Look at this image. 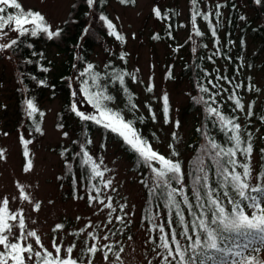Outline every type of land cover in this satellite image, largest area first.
Masks as SVG:
<instances>
[{
	"label": "rangeland",
	"instance_id": "1",
	"mask_svg": "<svg viewBox=\"0 0 264 264\" xmlns=\"http://www.w3.org/2000/svg\"><path fill=\"white\" fill-rule=\"evenodd\" d=\"M19 1L26 9L37 8L43 12L52 27H57L66 18L73 0ZM208 1L213 4L228 0ZM235 3L249 16H254L249 0H235ZM157 7H175L180 18L187 19V0H135L134 4L128 5L112 1L109 10L125 41H102L95 47L94 58L103 64L107 58L115 57L123 51L135 76L133 87L138 93V108L147 111V106L151 105L157 114V121L152 123L157 134L152 143L153 149L166 157L186 163L192 151V137L201 116L199 109H188L192 88L190 81L182 73V64L189 51V47L183 46L182 42L189 35L190 28H177L175 41L171 43L153 39L152 35L162 26V21L154 12ZM3 31L6 35H0V43H8L17 34L8 26ZM256 45L257 42L251 39L247 58ZM49 55L57 60L52 67L55 72L63 55L58 54L54 46L49 47ZM261 62L262 56L255 59L252 68L245 70L252 77L255 88L246 93L247 100L254 97L253 115H247V104L243 119L245 126L253 129L257 137L263 131L261 118L264 116L261 106L264 97V65ZM18 84L16 60L8 49L0 51V145L5 150V155L0 156V202L7 198L10 209L17 214V221L12 223L14 227L10 239L14 241L19 235L18 220L23 210L26 230L36 231L44 247L51 251V242L55 239L58 244L63 245L60 253L62 257L66 255L65 248L75 244L73 258L82 260L84 264L89 259L91 264H157L159 256L151 241L153 231L141 218L145 193L139 181L140 175L132 169V161L120 142L112 140L106 149L96 151L100 136L97 133L94 144L95 153L102 159V167L106 169V179L112 181L111 186L104 191L103 200L107 203V198L111 197L112 207L116 211L109 217L110 209L104 208L99 202L89 204L82 198H65L56 180L57 174L62 170V159L57 149L67 142L62 130L56 127L57 112L66 101V96L62 93L54 97L48 95L42 101L46 112L44 132L30 144L32 166L25 171L22 136L27 135L28 131L25 128V119L19 111ZM148 87L153 90L149 92ZM75 92L77 94L73 99L77 107L90 112L92 107L85 96L78 89ZM165 93L171 101L170 123L165 122L161 112ZM72 126L73 122L67 120L65 128L71 134ZM173 151L179 155L172 156ZM259 162L260 153L256 151L253 154L254 177ZM21 186L24 194L28 196L27 200L23 198ZM36 204H40L38 210ZM117 216L124 217V222L116 219ZM57 224L64 225L63 229H56ZM81 229L84 231L81 232ZM88 233H95L98 238L93 239ZM104 236L108 239L104 240ZM27 242L33 244L34 250H40L34 237ZM92 244L99 251L90 257L83 256L82 250ZM104 245L111 246L112 251L109 252ZM120 249L123 251L119 252ZM117 252L118 257L115 255ZM104 253H107V259H104ZM258 255L264 260V249Z\"/></svg>",
	"mask_w": 264,
	"mask_h": 264
},
{
	"label": "trees",
	"instance_id": "2",
	"mask_svg": "<svg viewBox=\"0 0 264 264\" xmlns=\"http://www.w3.org/2000/svg\"><path fill=\"white\" fill-rule=\"evenodd\" d=\"M112 1L121 3V0H95V3L89 6L87 0H73L66 18L57 27H52L47 17L37 8L26 9L22 5L26 10L40 12L46 18L51 30H60V35L52 39H49L43 33L35 37L31 35L19 36L17 33L8 41L9 43L12 39L18 40V43L9 48L8 51L16 60L19 81L17 86L19 111L25 119V128L28 131L27 135L22 136V153L25 159L24 168L29 161L32 164L31 142L44 132L46 112L42 106V101L48 95L54 97L58 93H62L66 96V101L57 112L56 127L62 130L67 142L61 144L57 149L62 159V170L57 174L56 180L61 186L65 198H82L89 203V196L97 195L93 188L95 185L101 189L99 199L103 200L106 187L101 183V180H108L105 176L106 169L102 167V159L95 152L106 149L109 142L116 140L120 142L121 147L129 155L132 161V169L140 175L139 181L145 193V202L141 211L142 221L147 223L151 229H153V224L156 223L164 224L166 232L170 233L173 228L179 232L181 231V225L174 212L170 216L164 200L162 198L156 199L149 195L153 173L143 164L139 155L118 134L111 132L102 125H97L93 121L81 120L71 108V105L75 104L73 92L76 89L81 91L85 87L82 81L87 80L88 85L93 86V91L97 90L94 84L98 83L102 86L106 95L114 97L113 100L104 102L108 107L120 112L125 119L134 121V126L139 130L140 135L151 145L157 138V134L152 127V123L157 121L155 109L148 105L147 111H143L138 107L135 111L129 110V95L133 97V102L138 106V93L133 87L135 76L128 65L123 51L115 57L107 58L103 64H100L94 58L95 47L102 41L107 39H114L119 43L125 41L124 35L117 27L109 10V5ZM18 2L20 1L18 0ZM249 4L254 10V16H249L247 12L237 6L235 0L213 4H210L208 0H197V5L195 6L191 3V0H187V19H181L180 13L175 7L156 8L161 12V15L156 17L162 21V26L160 30L152 35L153 39L165 40L171 43L175 41L177 28H190L189 35L182 42L183 46L189 47L188 57L182 64V73L188 78L192 88L188 109H199L201 116L192 137L191 154L186 163L179 161L182 167L184 190L193 205H195V197L192 196V183L196 175L195 165L198 159H203L204 161L209 176V183L213 186H218L216 166L211 158L205 154V148L209 140H213L224 147L231 146L229 141L230 133L222 130L216 117L208 113L205 103L198 100L200 97H203L204 101H208L212 107H216L222 114L236 118V122L242 126L241 132L244 134L245 139L250 140L253 146V152L248 162H250L253 169V154L258 151L260 153V162L256 175L260 171H264V119L261 118L263 131L259 137L256 136L253 129L245 126L243 119L247 104L248 111L250 109L254 112V97L252 96L247 100L246 93L253 91L255 88L252 77L246 74L245 70L252 68L255 64V59L260 56H262L261 65H264V0H261L260 3H256V0H249ZM217 5H220L218 9L220 16L218 18L216 16ZM194 7H198L201 13L195 20L192 19ZM7 12L14 13L15 10L9 8ZM205 13L212 14L210 17L211 24L203 19V14ZM101 15L106 16L113 23L115 31L123 36V40L109 34L112 30L108 28L107 21L100 19ZM194 25L204 35H196ZM28 27H31V25H28ZM213 27L216 29L215 36L212 34ZM251 39H254L257 45L253 53L247 58ZM52 46L56 47L58 54L61 53L63 55L55 72H53L52 67L57 60L49 55V47ZM122 55L123 59H121ZM89 64L93 65L92 70H88ZM82 72L97 73L99 78L94 82L87 74L81 77L80 73ZM115 73L130 75H125L124 84H120L119 81L115 80ZM220 77H227V79H220ZM40 81H43V83H40ZM208 81H212V83H208ZM198 85H203L209 91L202 93ZM213 85H216V87ZM236 85H240V87H236ZM232 95L241 99L245 106L243 110L236 108L235 101L229 99V96ZM210 97H214V99H210ZM85 98L88 101V98ZM29 99L33 101L38 109L31 117L28 115L26 105V101ZM90 106L92 107L90 112L81 111L86 114H94L96 109L92 104ZM149 106H151V112L149 111ZM261 106L264 109V97L261 100ZM163 107L162 100L161 112L165 119ZM168 107V117L171 119L170 99ZM153 112L156 116L155 120L152 119ZM67 120L73 122L72 134L65 128ZM36 129L39 130L37 131ZM97 133L100 136L95 151L94 144L96 143ZM25 141L29 142L25 143ZM25 152H27V155H25ZM85 153H87V156ZM4 155L5 150L0 145V156ZM89 157L100 165L103 177H95L93 175L91 163H85ZM237 159L240 161L245 160L242 154H238ZM172 186L179 187L175 182H173ZM177 199L182 200V197L177 196ZM95 202L98 201H92L89 204H94ZM182 208L184 209L186 223L190 226L192 216L188 213L186 206L182 205ZM8 209L9 212L14 213L9 205ZM194 210L196 209L194 208ZM170 219L176 222L169 225L168 221ZM10 223L12 224L13 221H10ZM152 231L151 241L156 248L159 243V230ZM178 239L181 243H187L183 237L178 236ZM0 250H3L2 246H0ZM53 254L55 255V253ZM25 258L27 259L26 254ZM27 264H32V262L29 261ZM157 264H161L160 257Z\"/></svg>",
	"mask_w": 264,
	"mask_h": 264
},
{
	"label": "snow or ice",
	"instance_id": "3",
	"mask_svg": "<svg viewBox=\"0 0 264 264\" xmlns=\"http://www.w3.org/2000/svg\"><path fill=\"white\" fill-rule=\"evenodd\" d=\"M129 2L134 3V0H121V3ZM260 2L261 0H256V3ZM87 3L92 6L95 0H87ZM191 3L195 6L197 0H191ZM216 7L218 18L220 16L218 10L220 5ZM9 8L14 9L15 12L8 13L7 9ZM155 15L157 17L161 15L159 9L155 10ZM198 15H201L199 8L194 7L192 19L195 20ZM211 15V13L203 14V19L208 21L209 24H211ZM100 19L107 21L108 28L112 30L109 33L110 35H115L120 40L124 39L115 31L113 23L106 16L101 15ZM28 25H31V27H28ZM6 26L12 27V30L16 31L19 36L31 35L35 37L43 33L49 39H52L60 35L59 29L51 30L46 18L40 12L24 9L18 0H0V35H6L3 31ZM194 30L198 36L204 35L195 25ZM212 34L216 35L215 27L212 28ZM17 43V39H12L9 43H0V51L12 48ZM123 58L122 55L121 59ZM92 69L93 65L89 64L88 70ZM86 74L94 82L99 78V74L94 72H82L80 76L83 77ZM125 75L130 74L115 73V80L119 81L120 84H124ZM220 79H227V77H220ZM40 83H43V81H40ZM82 83L85 87L81 91L88 98V103L96 109V112L86 114L84 111L79 110L76 104L71 105L72 111L81 120L93 121L97 125H102L111 132L118 134L139 155L143 164L153 173L149 195L156 199L162 198L168 208L169 215L171 216L174 212L181 225V231L177 232L173 228L169 233L165 231L164 224H153L152 230H159V243L156 245L159 251L156 254L161 258V264H264V260H261L258 255L264 249V171H260L254 177L252 166L248 162L253 152V146L250 140L245 139L244 134L241 132L242 126L236 122V118L222 114L216 107H212L208 101H204L203 97L198 98L200 102L205 103L208 113L216 117L222 130L230 133L231 146L224 147L213 140H209L205 148V154L211 158L216 166L218 186L209 183L204 161L198 159L195 165L196 175L192 183V196L195 197V205H193L184 190L180 161L166 157L154 150L152 145L140 135L139 130L134 126V121L125 119L120 112L108 107L104 102L111 101L114 97L106 95L100 84L95 83L94 86L97 90L93 91V86L88 85L87 80L82 81ZM208 83H212V81H208ZM213 86L216 87V85ZM198 87L202 93L209 91L203 85H198ZM236 87H240V85H236ZM147 90L151 92L153 89L148 87ZM76 94V92H73L74 96ZM210 99H214V97H210ZM229 99L235 101L236 108L244 109L245 106L238 96L232 95L229 96ZM162 100L165 122L170 123L168 117L169 98L166 93L163 95ZM26 105L30 117L38 111L32 100H27ZM128 106L130 111H135L138 107L133 102L131 95L128 97ZM149 111H152L151 106H149ZM247 115L252 116L253 112L249 109ZM155 118L153 112L152 119L155 120ZM176 125H179L178 121ZM65 135L67 134L65 133ZM173 136L175 137V133H173ZM28 142L25 141V143ZM238 154H242L245 160H238ZM25 155H27V152H25ZM85 155L87 156V153ZM178 155V152H172V156ZM85 163H91V171L95 177H103L100 165L91 160L90 157ZM31 166V161H29L25 171H28ZM173 182L179 187H173ZM101 183L105 187H109L112 181L101 180ZM93 188L97 195L89 196V203L98 201L104 208L110 209V217L111 213L116 211L112 207L111 197H108V202L105 203L104 200L99 199L101 189L95 185ZM21 193L23 198L27 200L28 196L24 194L23 186H21ZM177 196L182 197V200H178ZM0 204H2L0 206V246L3 248V250H0V264H27L29 261L32 264H84L82 260L73 258L75 244L65 248L66 255L64 257L60 255L63 245L58 244L55 239L51 242L53 251H49L48 248L44 247L41 237L36 231L26 230L25 219L22 215L23 210H21L18 220L19 235L16 236L14 241L11 240L10 236L13 235L14 226L10 221H17V214L9 212L7 198H4ZM182 205L187 207L188 213L192 216L190 226L186 223ZM35 207L38 210L40 204H36ZM121 210H123V206H121ZM116 219L124 222L122 216H117ZM175 222L170 219L168 224L171 225ZM63 227L62 224L55 226L56 229H63ZM80 231L83 232L84 229ZM88 235L93 239L98 238L95 233H88ZM178 236L183 237L187 243H181ZM32 237L35 238V243L39 245L40 250H34L33 244L27 242ZM103 239L107 240L108 237L104 236ZM103 247L107 248L109 252L112 251V247L109 245ZM98 251L96 245L92 244L82 250V255L90 257ZM122 251L123 249L119 250V252ZM119 252L115 253L117 257ZM25 254H27V259ZM107 258V253H104V259ZM87 264H91V259L87 261Z\"/></svg>",
	"mask_w": 264,
	"mask_h": 264
}]
</instances>
